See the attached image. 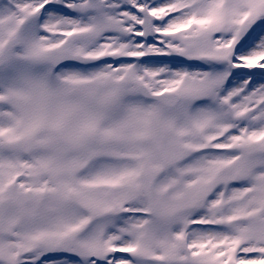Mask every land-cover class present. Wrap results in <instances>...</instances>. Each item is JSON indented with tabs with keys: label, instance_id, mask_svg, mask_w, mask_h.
Segmentation results:
<instances>
[{
	"label": "rangeland",
	"instance_id": "rangeland-1",
	"mask_svg": "<svg viewBox=\"0 0 264 264\" xmlns=\"http://www.w3.org/2000/svg\"><path fill=\"white\" fill-rule=\"evenodd\" d=\"M231 4H233L232 8L237 6L232 0ZM106 21L108 24L109 21L107 19ZM4 31L5 28L0 29V37L3 36L2 33H4ZM33 31L34 29L31 27H27L25 30L26 33L31 35ZM37 45L38 41H36V44L26 45L25 50L28 51V54L31 56L30 58L24 59L15 56V58H11L9 61L13 70H17L18 72V76L13 77L14 85L19 84L23 92L26 93L28 99L17 95V97L9 98L6 103L10 107L25 105L26 117L24 118L25 121L20 123V125L24 128L26 138L25 140H19L18 144L23 147L20 150L29 149L28 152H22L20 154L19 152H16L14 155H11L9 159H3L6 165H10L11 172L24 174L29 182L35 180L36 183L40 184L48 182V178H44V176L50 173V178H54L53 188H56L54 192L55 202L53 204L55 206L61 205L64 198H66L75 203H87L93 210L94 214H102L103 207L108 208V204L113 205L110 200L112 194L120 201L126 200L130 202L131 206H135L137 209L141 210L143 214L136 216L134 220H130L125 219V214L122 211L117 210L115 217L122 219H120L118 226L121 228V231L117 232L118 235L116 237L125 245L137 241L139 237L138 235L140 234L139 241L141 242V245L139 247V252L141 255L162 253V257L166 258V262L161 264L218 263L220 256H215V254L219 255L218 251L220 249H210V251H214V257L211 252L206 251V246H202L204 238L211 236V234L209 232L208 235L203 232L199 233L200 230L196 227L188 230L187 234L191 236L188 245L182 247L180 243H177L175 244V247H172L174 241L170 235L174 237L178 233L179 228L169 234L168 226L165 227L162 223L173 224L174 222H179L183 218L182 215L177 213L171 215L172 209L177 206V204H175L176 201L180 200L177 199V193H179V190L172 193V195H169L171 193H169V191L173 188L174 183H169L167 187L164 188V183L161 179L160 182L157 183V189L153 191L164 195H154L149 193L150 187L154 184L153 177L159 174V172L168 169L172 163L174 164V161L171 160L172 157L175 159L176 156L172 155H177L179 152L177 149V143L174 140L170 139L173 141L170 143H164L161 141L162 134L159 129L163 130L169 125L171 121L169 116L159 114L158 119L156 120L155 113H153L152 116L147 115V107H141L137 103H129L125 108L118 107L114 111H110L106 108L105 99L108 93L112 90L116 78L125 73L135 81L137 80L136 75L138 74V68L135 67V65L133 66L132 64L127 63L117 66L110 64V67L105 66L96 72L82 75V78L80 79L81 81L72 83V81L64 82L59 80V82H57L54 81L53 76L49 72L46 73L48 65H42L40 64L42 61L39 60L40 63L37 61L38 59L45 57V55L38 50ZM29 65H31V67H29ZM149 67L144 66V68H141L140 70L144 72L146 71V75L150 76L155 70ZM31 70H34L35 73L32 74L30 72ZM3 75L4 71H0V82ZM158 79L161 80V78ZM166 81H169V78H166L165 82ZM87 83L90 84L86 85ZM24 85L28 86V90ZM70 89H76V93L74 94L73 91L69 93ZM37 92L39 93V97L36 96ZM170 117L171 119H175V116L173 115H170ZM15 118L16 116L10 121L12 122ZM159 121L160 126H157ZM52 132L57 133L61 138V142H66L68 146L64 144L61 145L60 143H52L49 145L51 151L55 150V153L52 154L47 152L40 154L37 148L30 147V144L33 141H37L38 138L48 139V134H51ZM87 139L89 140L91 147L89 154L94 158L96 157L101 160H106L116 159L115 157H122V153L116 154V156L111 153L113 150L118 149L125 153V156H130L131 159L126 161L125 156H123V158L117 160L116 163L112 161V163H110L112 164L111 168L102 166L99 169L94 170L90 167H86L84 170V174L87 176L85 181H95L98 179L96 182L102 187L95 189L93 186H86V190L80 189L79 194L72 197L68 192L67 185L72 187L73 182L67 180V176L69 174L74 176V170H79L75 169L76 167H79L78 162L83 160L86 156L84 157L80 151L73 153V155H67L64 154L62 150L64 147L66 150L67 147L70 149V146L73 147L77 145L79 140L84 142ZM32 149L37 157H39L38 160L41 162L39 167H34L32 165L34 159L27 156L28 153L31 154ZM140 149H143L144 152H147L148 154L146 159L142 161L136 160L135 158V155L141 151ZM154 149H157V151L160 152V157L156 156V153L153 152ZM52 158H54L53 165L47 162ZM160 158H164L165 162H160ZM13 160H15V162H13ZM149 161L151 163L148 164ZM254 164V161H249L242 157L238 164L231 166L226 171L227 176L232 178L235 174H239L240 176L245 175L249 170L248 168L250 166L253 167ZM16 165H19L20 169L17 168ZM47 165H50V168L47 167ZM261 168L264 170V165H262ZM8 174L9 171L5 168L3 173H0V188L3 185V181H9L6 179V177H10L7 176ZM161 174L163 176L164 173L161 172ZM262 175H264V172L258 174V189L256 195L253 197L254 201L257 202L262 196L260 191L261 187H264V178H262ZM139 176L148 179L143 181L140 179L138 180ZM83 178L84 176H82L80 180H83ZM172 178L173 175L170 180L174 182ZM76 184L79 185L77 180L75 181V185ZM139 185L140 188L143 189L142 194H140L136 188ZM107 186L109 188H106ZM185 192V199H193L196 193V199H198L199 195L202 196L204 194L203 183L199 182L193 187V189L185 190ZM21 194L22 196L13 197L11 201L19 206L22 205L23 199L28 201L27 199L29 195L26 191L22 190ZM221 195V193L215 195L210 202L215 203ZM81 198H83L82 201ZM197 203L198 204H196V206L190 211L191 214H198L197 210H210V208L206 206L207 203L205 197L203 198V202L199 201ZM243 205L244 204L233 206L232 210L237 211ZM22 208L25 219L30 223H34L35 220L32 219L31 211H29L30 206L26 203V206H23ZM220 209L221 208L219 207L218 210ZM6 210L12 213L11 217H13L14 212L16 213L17 211L13 208L4 209V211ZM76 214H80L77 209H75L73 215ZM58 216L59 212L57 210L54 215L55 218H49V221L51 222L49 228L56 229L62 227V224H60L61 220ZM166 217H168V219H165ZM248 222L247 228H250V230L254 232L257 228V223L252 219ZM104 223L105 222L101 221L100 224L103 225ZM45 224L34 223L29 227L21 224L20 229L21 231H24V229L28 228V232L34 233V231L44 229ZM99 228L100 225L95 226L86 236L85 244L88 249L90 247L97 248L98 250L102 248L103 243L99 239ZM206 229L211 228L210 226H206ZM245 231L246 229L242 228L235 232L237 236L240 235L242 237V242L249 241L252 238L254 243H259V240L254 238L255 234L252 232L247 233V238L244 237L243 232ZM2 232L4 231L0 230V244L3 245L0 254L10 255L8 250L11 248V245L4 244L5 240L2 237ZM222 236L223 234H218L216 240ZM49 239L53 240L55 245L58 243L55 240L56 237H50ZM47 242L52 245V242ZM220 244L225 245L223 249L227 247V245L222 242ZM35 245L33 246L35 247ZM182 252H184L183 254H185V256L179 258ZM140 264L147 263L142 261Z\"/></svg>",
	"mask_w": 264,
	"mask_h": 264
},
{
	"label": "water",
	"instance_id": "water-1",
	"mask_svg": "<svg viewBox=\"0 0 264 264\" xmlns=\"http://www.w3.org/2000/svg\"><path fill=\"white\" fill-rule=\"evenodd\" d=\"M6 53H7V52H2V53H0V61L3 60V58H4L5 55H6ZM119 89H120V90L114 94V98H112L111 100L114 101V99H118V98L123 94V92H124L125 89H121V88H119Z\"/></svg>",
	"mask_w": 264,
	"mask_h": 264
}]
</instances>
